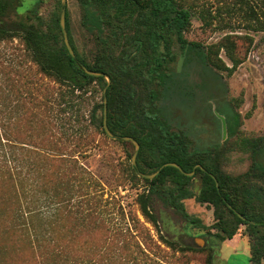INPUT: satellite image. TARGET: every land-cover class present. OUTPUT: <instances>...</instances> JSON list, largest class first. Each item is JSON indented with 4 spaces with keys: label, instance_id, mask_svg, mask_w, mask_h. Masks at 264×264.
I'll return each instance as SVG.
<instances>
[{
    "label": "rangeland",
    "instance_id": "obj_1",
    "mask_svg": "<svg viewBox=\"0 0 264 264\" xmlns=\"http://www.w3.org/2000/svg\"><path fill=\"white\" fill-rule=\"evenodd\" d=\"M180 1L192 13L186 39L217 52L223 71L206 59L183 63L176 43L179 58L168 65L172 76L165 82L166 92L156 83L150 88L141 83V89L158 93L151 100L161 107V117L169 128L186 134L199 152L216 149L231 137L239 113L238 133L221 149L220 160L225 172L244 174L254 161L264 160L253 152L264 149V0ZM57 6L58 0H23L18 12L24 16L36 9L48 21ZM67 13L78 51L92 60L100 45L82 26L76 0H67ZM227 37L241 61L236 67L222 47ZM103 98L98 84L82 97L43 74L19 37L0 41V123L6 122L8 129L5 159L11 167L0 170V264H143L138 245L162 257V264H205L207 253H183L159 240L162 234L206 245L210 237L205 230L160 205L162 233L141 216L137 198L145 185L132 175L135 145L89 125L94 104ZM80 127L85 128L81 137ZM0 163L5 165L3 157ZM247 181L264 188V174ZM200 187L197 177L193 189L198 193ZM184 203L204 225L215 222L211 206L195 199ZM18 212L25 219L18 221ZM130 215L139 224L129 221ZM215 255L216 264H250L246 226L221 243Z\"/></svg>",
    "mask_w": 264,
    "mask_h": 264
},
{
    "label": "trees",
    "instance_id": "obj_2",
    "mask_svg": "<svg viewBox=\"0 0 264 264\" xmlns=\"http://www.w3.org/2000/svg\"><path fill=\"white\" fill-rule=\"evenodd\" d=\"M76 1L82 9V26L96 36L100 45L92 60L78 51L66 9V30L76 57L70 55L60 26L62 0H58L57 9L48 21L40 17L36 9H29L21 16L18 9L22 7L23 0H0V41L19 37L39 70L78 96L87 95L94 84L100 85L103 91L107 87L105 77L86 74L81 64L110 77L111 84L106 91L109 129L114 136L131 137L140 144L137 168L132 166L131 170L133 177L145 185L144 192L137 198L141 216L159 229V234L162 233L158 215L160 205V208L171 212L186 224L205 230L210 237L206 245L187 244L169 240L160 234L159 240L165 246L183 253H207L205 264H216L217 247L233 239L241 226H246L250 243L249 262L263 264L264 188L252 186L247 180L264 174V160L263 163L254 161L250 171L238 176L225 172L220 160L221 149L238 133L240 114L236 113L238 120L230 133L231 137L216 149L199 152L186 134L169 128L161 117V107L151 100L152 93L154 96L158 93L141 89V83L144 88L145 85L150 88V84L156 83L165 89V82L172 76V73H168V65L179 58L174 51L176 43L185 59L183 63L186 59H206L217 72L223 71L218 63L217 52L186 39L185 33L191 27V11L182 6L180 0ZM222 47L226 49L233 66H238L241 61L233 55L235 45L230 37L223 40ZM190 53L193 55L190 56ZM160 95H164L163 91ZM3 111L0 109V113ZM99 111L102 113L100 117ZM103 112L104 98L100 105L94 104L89 125L103 128ZM5 124L0 123V157L4 158L5 163H0V170L11 171L5 159L9 142ZM84 130V127L78 128L77 134L83 136ZM118 141L127 143L121 139ZM254 151L264 158L262 147L254 148ZM170 162L177 163L184 173L169 166L153 179L139 176L138 172L155 174L162 165ZM191 173L192 176L187 175ZM197 177L201 180L198 193L193 189ZM188 199L211 206L215 222L206 226L198 217L189 214L184 203ZM16 219L22 221L25 213L18 212ZM128 220L139 224L131 215ZM129 226L118 228L125 230L126 227L127 230ZM35 237L38 244L40 240L36 233ZM138 247L142 256L139 262L164 263L162 257Z\"/></svg>",
    "mask_w": 264,
    "mask_h": 264
},
{
    "label": "water",
    "instance_id": "obj_3",
    "mask_svg": "<svg viewBox=\"0 0 264 264\" xmlns=\"http://www.w3.org/2000/svg\"><path fill=\"white\" fill-rule=\"evenodd\" d=\"M62 4H63V8H62V11H61V16H60V26H61V30H62V33H63V37H64V43L70 53V55L75 58V52L71 46V43H70V40H69V36H68V33H67V30H66V9H67V0H62ZM82 69L85 71L86 74L90 75V76H93V77H105V79H107V87L104 89L103 93H104V112H103V128H104V131L105 133L111 137V138H114V139H121L123 141H126V142H131L135 145V152L132 156V164L135 168H137V156H138V152L140 150V144L133 138L131 137H125V136H114L110 129H109V126H108V122H107V97H106V91H107V88L110 86L111 84V79L108 75H105L103 73H98V72H95V71H92V70H89L86 66L82 65ZM175 167V168H178L180 169L182 172L183 170L181 169V167L177 164V163H165L164 165H162L160 167V169L155 173V174H152V175H144L142 174L141 172H138L139 173V176L140 177H145V178H148V179H153L155 178L162 169H164L165 167ZM184 173V172H183ZM189 176H192L193 173L191 174H187ZM217 187H218V183H217ZM242 217V216H240Z\"/></svg>",
    "mask_w": 264,
    "mask_h": 264
}]
</instances>
